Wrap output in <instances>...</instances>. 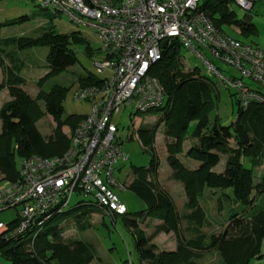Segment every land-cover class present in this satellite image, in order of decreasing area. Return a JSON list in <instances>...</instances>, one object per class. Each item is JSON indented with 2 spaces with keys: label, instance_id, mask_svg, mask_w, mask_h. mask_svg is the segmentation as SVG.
Here are the masks:
<instances>
[{
  "label": "trees",
  "instance_id": "trees-1",
  "mask_svg": "<svg viewBox=\"0 0 264 264\" xmlns=\"http://www.w3.org/2000/svg\"><path fill=\"white\" fill-rule=\"evenodd\" d=\"M231 0H202L200 9L205 12L218 30L223 25L235 26L241 35L248 37L257 34L256 25L249 17L239 18L229 8ZM46 10V9H42ZM45 17L51 15L45 12ZM30 19L28 15L0 21L1 27L20 24ZM52 19V18H51ZM241 40V39H240ZM84 38L79 31L67 34L58 33L45 27L38 36H0V68L3 78L0 91L8 88L12 97L0 107V181H12L18 175L16 155L20 158L31 155L53 156L61 154L67 147L68 138L62 128L69 125L72 129L82 117L68 115L62 118L63 99L66 88L55 85L49 91L40 90L36 99H41L45 112L54 123L51 135L44 138L30 118L28 111L35 100L23 89L25 78L20 74L23 61L17 56L21 49L45 46L48 48L46 62L49 71L38 81L54 75L76 63L77 57L70 48L71 43H82ZM180 42L176 41L161 51V57L149 68V74L156 77L165 89L164 101L149 111L160 112L159 119L152 126L140 125L137 135L144 146L153 145L157 128L162 123L164 133L170 138L166 143V161L170 166L171 177L183 184L186 195L184 207L190 210L185 219L193 222L195 237L182 241L177 237L175 251H156L141 229L137 227V219L152 217L162 221L156 232L178 231L179 215L170 196L159 189L153 180L157 175L159 160L151 156L146 167L132 168L133 178L128 187L140 197L146 208L134 213L133 217L120 215L132 227L136 238L139 258L147 264H195L194 258L200 257L204 248H216L221 264H249L253 259H260L261 241L264 239V209H256L244 216L238 211L231 213L232 224L219 236L206 235L200 231L205 222V213L199 204V196L205 188L229 189L223 195L235 204L247 206L253 203L252 191H264V181L254 182V168L262 163L264 154V103L252 102L246 109L240 107L237 99V115L230 124L209 120V112L215 106L213 94L216 84L208 76L202 74L198 67L184 70L180 54ZM81 85L99 84L102 79L88 73L80 78ZM196 120L194 129L189 132V123ZM193 139L184 152L183 142ZM13 143L15 145L13 146ZM233 143V144H232ZM152 149V148H151ZM184 153L188 158L196 160L198 166L190 169L177 156ZM225 156V167L222 172L212 168ZM248 157L251 166L243 164ZM77 210L76 224L81 230L91 226L90 215L95 211L105 212L95 203L78 204L55 214L44 229L37 235L32 248L12 242H1L0 251L11 264H90L98 259L90 243L79 239L64 240L63 226L54 222ZM106 213V212H105ZM109 214V213H108ZM115 218L116 214H109ZM239 215V216H238ZM242 215V216H241Z\"/></svg>",
  "mask_w": 264,
  "mask_h": 264
},
{
  "label": "built area",
  "instance_id": "built-area-1",
  "mask_svg": "<svg viewBox=\"0 0 264 264\" xmlns=\"http://www.w3.org/2000/svg\"><path fill=\"white\" fill-rule=\"evenodd\" d=\"M245 12L257 0H231ZM202 0H37L41 9L68 15L75 25L92 28L101 41L102 59L95 62L99 84L78 87L73 98L88 100L90 112L67 133L66 149L58 155L21 158L18 175L0 187V212L14 208L16 217L0 221V243L32 248L47 222L70 204L95 203L106 213L127 212L114 188L125 185L114 175L127 159L123 136L113 117L121 106L147 112L164 101L165 89L149 74L167 46L178 41L201 57L207 72L233 88L240 107L264 103V48L218 30L200 9ZM209 54L238 73L222 72ZM247 79L254 84L243 81ZM123 129V127H122Z\"/></svg>",
  "mask_w": 264,
  "mask_h": 264
},
{
  "label": "rangeland",
  "instance_id": "rangeland-1",
  "mask_svg": "<svg viewBox=\"0 0 264 264\" xmlns=\"http://www.w3.org/2000/svg\"><path fill=\"white\" fill-rule=\"evenodd\" d=\"M260 3L255 8L264 6ZM229 8L236 12L239 18L244 16L256 19L258 33L244 37L233 25H223V31L228 35L250 42L253 45L258 44L260 48H264V10L255 12V8L245 12L234 2H230ZM264 8V7H263ZM45 12L50 17H45ZM21 15H28L30 19L20 24L1 27L0 36H38L45 27L52 28L58 33L67 34L72 31H79L84 38L82 43H71L70 48L74 51L77 61L75 64L68 66L66 69L45 78L40 84L38 81L49 71L46 62V54L48 48L45 46L31 47L21 49L17 52V56L23 61V67L20 74L25 78L23 89L34 99V106L28 111L30 118L35 122V125L44 138L52 134L55 123L52 117L45 112L43 100L36 99L37 93L49 91L53 86L59 85L65 87L66 93L63 99V114L62 118L68 115L75 117L87 115L90 112V103L88 100L80 101L73 98L74 91L82 86L80 78L91 73L97 77L109 75V71L103 73L97 72L95 62L102 59L103 54L100 51L101 41L97 33L90 27L79 24L75 25L67 14L56 11L54 9L42 10L37 5V0H0V21L17 18ZM252 21V20H251ZM253 22V21H252ZM254 23V22H253ZM255 24V23H254ZM257 46V45H256ZM180 60L184 70L198 67L202 74L208 76L216 84V89L213 94L215 106L209 112V120L211 123L219 121L222 124H230L237 115V94L233 88H227L223 85L221 79L212 73L207 72V65L201 57L194 54L191 50L180 43L179 48ZM204 57L213 60L222 72H230L238 77V73L232 68L225 66L218 60L213 59L209 54L205 53ZM1 79V74H0ZM246 83L254 86L247 79H243ZM12 97L9 94L8 88L0 91V107L4 101L10 100ZM160 116L158 111L134 112L130 107L121 106L120 112L113 117V122L118 126V133L123 136V150L127 155V159L119 161L115 166L114 175L122 182L124 188H114V192L119 200L125 204L127 213L125 216L133 217L134 213L146 208L144 201L138 197L129 187L128 182L133 178L132 168L146 167L149 164L151 156H156L159 160V175H155L153 179L157 187L165 191L171 198L176 212L179 215L178 231H170L168 233L160 231L156 232V227L162 223L160 219L152 217H144L137 219V227L143 233L150 237V243L155 244L156 251L168 250L171 251L177 248V237L182 241H187L195 237L193 231V222L185 219V215L190 213V210L184 207L186 202L183 197V184L180 181L170 177L172 170L166 161L167 149L166 143L170 140L164 133V125L161 123L156 130L152 149L149 146H144L141 139L137 135V129L140 125L152 126ZM196 125V120H191L188 131L191 132ZM123 127V129H122ZM1 128V120H0ZM70 126L67 124L63 127V132L67 136ZM193 139L186 138L183 142V148L189 147ZM15 143H13V146ZM179 158H188L184 154H178ZM17 167L20 166L21 158L16 155ZM264 164V154L262 158ZM243 164L246 167L251 166V161L248 157L243 158ZM225 167V158L222 157V162L215 165L213 171L219 172ZM262 173H259V166L254 168V182L262 180L264 175V167L261 168ZM224 170V169H223ZM222 170V171H223ZM221 171V172H222ZM170 174V175H169ZM3 174L0 173V178ZM172 178V179H171ZM7 185L6 181H0V187ZM224 192H229V189H210L205 188L199 196V204L205 213V222L200 227V231L209 237L221 235L232 224L230 221L231 213L240 215V211L247 217L256 209H264V191L259 193L256 190L252 191L253 203L247 206L229 201L224 195ZM185 194V192H184ZM79 198L73 195L70 199L69 207H73ZM81 212L77 210L73 213L64 215L57 219L54 224L58 223L63 226L64 232L62 237L67 239H79L86 241L94 246L97 255L107 264H147L139 258V252L136 248L135 233L132 227L120 215L113 218L108 213L95 211L90 215L89 221L91 226L85 230H81L76 224V214ZM17 213L14 208L0 212V221L8 222L16 217ZM238 215V216H239ZM242 216V215H241ZM158 220V222L156 221ZM261 252L264 253V239L261 241ZM195 264H221V258L216 248H209L201 251L200 257L195 259ZM0 264H11L0 251ZM90 264H103L98 259H93ZM249 264H264V255L260 259H253Z\"/></svg>",
  "mask_w": 264,
  "mask_h": 264
},
{
  "label": "crops",
  "instance_id": "crops-1",
  "mask_svg": "<svg viewBox=\"0 0 264 264\" xmlns=\"http://www.w3.org/2000/svg\"><path fill=\"white\" fill-rule=\"evenodd\" d=\"M262 2H264V0H257L254 4H253V7H252V10L255 8V6L257 7V5L260 3L261 5H263L262 4ZM260 7H262V8H255V12H257V11H259V10H261V11H263L264 10V6H260ZM254 23H255V25H256V19H252V15H250V17H249ZM256 28H257V25H256ZM239 31V30H238ZM257 33H258V29H257ZM257 46H259L258 44H256ZM0 74H1V79H0V81L2 80V78H3V73H2V69L0 68ZM8 101V100H7ZM4 102H6V101H4ZM0 130H1V128H0ZM62 130H63V128H62ZM193 142V141H192ZM191 142V143H192ZM233 144V143H232ZM189 147H185L184 146V152L188 149ZM182 154H184V153H182ZM223 157V156H222ZM222 157H221V159H220V161L218 162V164L219 163H221L222 162ZM224 158H225V156H224ZM180 160L184 163V165L186 166V167H188V168H190V169H194V168H196L197 166H198V162L196 161V160H193V159H191V158H180ZM264 167V164L263 163H261L260 165H259V173H260V175H261V173H262V169L261 168H263ZM213 169H214V167H213ZM212 169V170H213ZM223 169H224V167H223ZM223 169H221L219 172H221ZM159 171H160V167H158V170H157V173H158V175H159ZM170 174H171V171H170ZM169 174V175H170ZM263 174V173H262ZM170 177H171V175H170ZM172 179V178H171ZM131 181V180H130ZM130 181L128 182V184L130 183ZM262 182L264 181V175H263V178H262V180H261ZM181 189H182V191H183V197H184V199H185V194H184V190H183V188L181 187ZM236 205V204H235ZM157 222H158V220H156ZM172 249H174L173 247H171V248H168V250H172ZM145 261V260H144ZM145 263H147L146 261H145Z\"/></svg>",
  "mask_w": 264,
  "mask_h": 264
},
{
  "label": "water",
  "instance_id": "water-1",
  "mask_svg": "<svg viewBox=\"0 0 264 264\" xmlns=\"http://www.w3.org/2000/svg\"><path fill=\"white\" fill-rule=\"evenodd\" d=\"M161 46H162L163 49H165L167 47V44H166L165 40L161 43Z\"/></svg>",
  "mask_w": 264,
  "mask_h": 264
}]
</instances>
